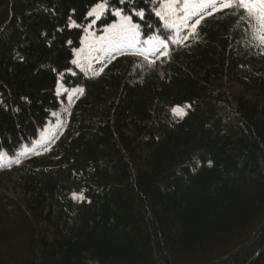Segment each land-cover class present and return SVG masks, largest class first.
<instances>
[{"label":"trees","instance_id":"trees-1","mask_svg":"<svg viewBox=\"0 0 264 264\" xmlns=\"http://www.w3.org/2000/svg\"><path fill=\"white\" fill-rule=\"evenodd\" d=\"M238 1L0 0V264H264V43L226 17L264 0Z\"/></svg>","mask_w":264,"mask_h":264},{"label":"rangeland","instance_id":"rangeland-1","mask_svg":"<svg viewBox=\"0 0 264 264\" xmlns=\"http://www.w3.org/2000/svg\"><path fill=\"white\" fill-rule=\"evenodd\" d=\"M237 5H234V6H237ZM235 8H240V7L238 6ZM241 12L242 11H237V10L230 11L226 17L231 18L228 20L235 21L236 23H238L240 21L243 22L244 31H246L247 35L250 38L259 37L260 39H263L262 42L264 43V27H263V25H261L259 23L258 14H256L252 10H248V12H246V14L243 18L236 17L237 15L242 14ZM219 86H220V89H226L230 93H238V92L242 91V89L239 85H237L236 83H234L232 81H228V80L222 79L219 83ZM10 172L12 173V176L15 178L17 175L15 170L10 171ZM10 172H8V173H10ZM7 192L9 195H11L12 197H15L18 200L21 197L19 190L17 188H15L12 183L8 187ZM8 229H9V227H8ZM8 237H9V240L11 241V244L14 245L15 247H19V246L21 247L24 243L23 236L21 234H15L14 229H12V230L9 229Z\"/></svg>","mask_w":264,"mask_h":264},{"label":"snow or ice","instance_id":"snow-or-ice-1","mask_svg":"<svg viewBox=\"0 0 264 264\" xmlns=\"http://www.w3.org/2000/svg\"><path fill=\"white\" fill-rule=\"evenodd\" d=\"M232 5H230V4H226L225 5V7H231ZM242 6H245V7H247V5H242ZM178 111V114H179V110H177Z\"/></svg>","mask_w":264,"mask_h":264}]
</instances>
